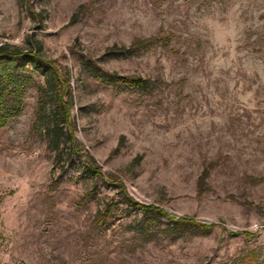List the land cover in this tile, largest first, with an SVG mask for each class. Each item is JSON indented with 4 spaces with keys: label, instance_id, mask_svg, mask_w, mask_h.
I'll use <instances>...</instances> for the list:
<instances>
[{
    "label": "rangeland",
    "instance_id": "1",
    "mask_svg": "<svg viewBox=\"0 0 264 264\" xmlns=\"http://www.w3.org/2000/svg\"><path fill=\"white\" fill-rule=\"evenodd\" d=\"M0 45L39 46L70 103L56 136L32 72L0 128V264H264V0H0ZM88 62L152 88L105 84ZM123 189L213 227L146 226Z\"/></svg>",
    "mask_w": 264,
    "mask_h": 264
},
{
    "label": "trees",
    "instance_id": "2",
    "mask_svg": "<svg viewBox=\"0 0 264 264\" xmlns=\"http://www.w3.org/2000/svg\"><path fill=\"white\" fill-rule=\"evenodd\" d=\"M150 44H152L151 39L137 40L128 47L115 46L110 49V52L132 56L138 50ZM87 67L93 78L99 79L105 84L136 91H149L152 88L150 80L139 76H124L115 72H108L97 67L92 62H88ZM32 72L41 75L44 80V84L38 86V91L44 94L48 91L54 94L56 98L57 106L51 128L52 132L57 136L63 124L67 128L70 125V103L65 99L67 95V82L63 79L52 61H45L41 58L39 46L22 50L19 48L9 49L6 45H0V128L6 126L11 119L18 116L21 112L23 91L33 81ZM42 106L43 102H40L39 107L41 108ZM68 140L73 144L75 143L72 131L68 133ZM84 172L91 177L100 174L99 168L94 164L92 159L84 161ZM122 192L127 198L126 202L128 206L144 212L146 226L151 225L158 217L163 216L173 224L171 232L174 233L183 232L188 225H192L200 235H205L213 227V224L197 222L193 217L172 216L158 206L135 201L127 195L124 189ZM110 217L111 208L109 206L104 211L98 212L96 217L98 229L105 231L108 228Z\"/></svg>",
    "mask_w": 264,
    "mask_h": 264
}]
</instances>
